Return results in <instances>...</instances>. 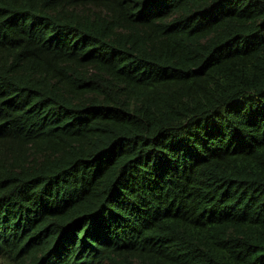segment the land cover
I'll return each mask as SVG.
<instances>
[{
  "label": "trees",
  "instance_id": "1",
  "mask_svg": "<svg viewBox=\"0 0 264 264\" xmlns=\"http://www.w3.org/2000/svg\"><path fill=\"white\" fill-rule=\"evenodd\" d=\"M0 264H264V0H0Z\"/></svg>",
  "mask_w": 264,
  "mask_h": 264
}]
</instances>
